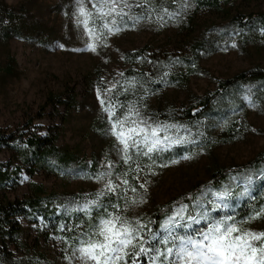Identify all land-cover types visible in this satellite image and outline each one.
Returning <instances> with one entry per match:
<instances>
[{"label": "rangeland", "instance_id": "obj_1", "mask_svg": "<svg viewBox=\"0 0 264 264\" xmlns=\"http://www.w3.org/2000/svg\"><path fill=\"white\" fill-rule=\"evenodd\" d=\"M59 1L0 3L24 6L31 20L45 21L62 35L77 36L81 27L75 24L76 17L59 13ZM125 3L129 5L125 10L138 18L136 24L110 33L100 52L86 49L76 39L74 50L42 47L17 37L0 40V136L53 135L59 148L75 152L100 173H111L104 180L71 179L44 170L31 174L20 154L3 147L0 164L13 173L17 167L21 170L16 183L0 190V202L25 199L39 186L46 195L93 196L104 190L103 196L114 197L123 215L138 218L147 228L158 211L168 206L170 216L179 211L177 205L208 186L214 172L249 165L264 151V81L244 80L237 88L227 84L244 71L264 70V26L258 21L234 22L237 15L264 13V0H222L215 7H205L199 0ZM172 78L173 85L157 88ZM210 98V109L198 115L200 102ZM109 102L121 117L135 105L149 123L178 126L170 133L188 142L173 146H184L187 156L154 164L132 149V159L126 163L104 111ZM243 176L253 175L248 171ZM108 178L116 185L115 192L104 188ZM125 179L130 184L126 191ZM203 194L204 200L207 192ZM133 197L144 202L126 208V199L130 202ZM17 219L23 231L17 242L7 241L16 260L39 254L50 264H77L60 238L48 234L41 217L34 222L23 216ZM242 227L264 230V218L245 219ZM149 233L144 231L146 238ZM2 245L0 241V250Z\"/></svg>", "mask_w": 264, "mask_h": 264}, {"label": "trees", "instance_id": "obj_2", "mask_svg": "<svg viewBox=\"0 0 264 264\" xmlns=\"http://www.w3.org/2000/svg\"><path fill=\"white\" fill-rule=\"evenodd\" d=\"M205 7H215L220 4L222 0H199ZM57 4L56 10L62 13L67 18H75V24L81 30H77L78 35L67 36L62 35L56 30V28L49 26L48 23L41 20H31L24 12V6L22 7H9L6 4L0 3V40H10L13 37H17L26 41L37 43L42 47L53 48L55 45L63 47L64 49H77L74 40L83 42L84 47L89 49L88 44L92 41L85 33V29L82 23H78V8L80 3H84L85 7L92 11V3L95 0H60ZM125 15L121 16H109L106 18V22L111 24L115 19L119 28L129 29L137 22V17L131 15L124 8ZM96 13H93L92 19L89 21V27L96 31L100 30L101 20L96 18ZM246 18V19H245ZM82 20L83 18L80 17ZM251 23L258 21L260 25L264 26V13L259 15H251L244 17L237 15L234 17V22ZM110 33L104 30V39L102 42L97 43L96 50L100 52L103 48L107 36ZM244 80H258L264 81V70L255 68L251 71H244L228 82L229 86L239 87L240 82ZM172 82H160L157 88L162 87L165 83L174 84V78ZM228 88V87H222ZM212 99H204L201 103L198 115L201 112H205L212 106ZM193 111H189L190 116H195ZM209 114V113H208ZM207 114L201 116L205 117ZM6 147L14 154H20L22 161L28 165L31 174L37 170H44L46 172L55 174L57 176H66L71 179L96 178L100 174L97 166L92 164L91 166L82 163L78 154L65 148H59L56 145V137L53 135H46V137H39L38 135H12L3 134L0 136V150ZM187 149L184 146H172L163 152H156L151 154V158L146 157L145 160L154 164H167L173 161L182 160L187 156ZM249 165H242L237 168H227L216 171L212 174L211 183L195 191L194 194L177 206L184 204L187 205V215L197 216L203 209H210V214L213 217L219 218L223 215H233L237 220L246 219L253 209H258L260 206H264V151L257 155V157L251 161ZM6 164H0V190L5 189L10 183H16L18 180V174L21 170L17 167L16 173L6 167ZM252 172L251 178H245L243 174L245 172ZM250 188L251 196L241 197V193L245 187ZM229 190L233 195L227 198L229 208H212V202L220 200L221 198L216 196L215 193L224 192ZM203 191L207 192L206 199L201 198ZM218 198V199H217ZM99 200V206L90 205V210H85L84 205L91 201ZM196 201H199L197 203ZM217 202V201H216ZM117 200L112 196H85L82 194H56L49 193L46 195L44 189L39 186L37 190L33 192L32 196L25 199H17L14 201L4 199L0 202V241L2 250H0V264H50L47 259L37 254L31 258H23L16 260L13 254L8 249L7 241L17 242L20 234L23 231L19 216H23L30 222L37 221L40 217L43 219L49 233H54L63 242L70 252L79 248L80 240L86 239L84 233L88 232L90 225L98 223V218L104 216L106 213L114 211L113 206L117 205ZM171 206L164 208L155 213L153 219L145 229L146 233L152 232L157 234V240L152 241L149 239V243L152 246L160 247L161 242L166 236V231L160 227L168 217L171 215ZM116 211H119L116 209ZM187 215L183 214L180 219L181 224L174 228V232L177 235H191L195 230H203L206 228V221L201 220L200 223H193L190 228H185L182 225L189 223ZM146 237V235H145ZM170 239V238H169ZM168 246H171L169 244ZM141 264H147V259L143 258Z\"/></svg>", "mask_w": 264, "mask_h": 264}, {"label": "snow or ice", "instance_id": "obj_3", "mask_svg": "<svg viewBox=\"0 0 264 264\" xmlns=\"http://www.w3.org/2000/svg\"><path fill=\"white\" fill-rule=\"evenodd\" d=\"M128 6L125 0H95L92 3V11H89L84 3H80L77 19L78 23L83 24L87 36L92 41L88 44L92 51L96 50L98 42L103 41L104 30L108 33L120 30L115 19L109 24L106 18L113 14L122 17L125 15L123 8ZM93 13H96V18L103 22L99 31L89 27ZM80 17L83 19L81 20ZM97 91L99 94V90ZM100 103L104 105L105 100L101 99ZM104 111L109 114L110 131L122 146L123 160L126 163L132 159L130 155L132 149H135L137 156L151 158L152 153L163 152L173 145L188 142L185 137L170 133L171 128L178 126L149 123L141 116L135 105H129L122 117L116 115V106L110 102ZM140 170L137 164V171ZM110 175V172L100 173L96 179L104 180ZM123 185L125 191L130 187L127 179L123 181ZM140 187L143 188L144 185L141 184ZM104 188L108 192H115L116 185L108 178ZM131 191L135 192L136 189L131 188ZM105 194L104 190H101L97 193V197ZM215 195L221 199L219 202L213 201L212 208H229L227 198L233 195L231 191L225 190ZM239 195L250 197V188L246 186ZM203 197L204 194H201V198ZM143 202L142 197L139 201L133 197L130 202L126 199L125 206L127 208ZM196 202L199 203V201ZM90 205L99 206V200L85 204L84 209L90 210ZM187 207L181 204L180 210L160 225L168 236L163 239L160 247H155L149 243V239L156 241L157 234L150 232L146 238L144 235L146 225L138 218L130 219L121 211H116L119 205H114L113 212L99 217L98 223L90 225L89 231L83 234L86 239H81L79 248L73 250L77 264H141L143 258L147 259V264H264V230L242 227L245 219L237 220L233 215L213 217L210 209L200 211L197 218V216L187 215ZM182 213L187 215L189 221L183 224V227L190 228L193 223L198 224L203 220L206 221V228L197 229L191 235L175 234L173 230L181 224L179 217ZM261 218H264V206L253 209L246 220ZM169 244L171 246H168Z\"/></svg>", "mask_w": 264, "mask_h": 264}]
</instances>
